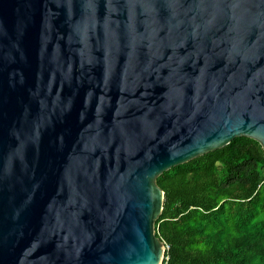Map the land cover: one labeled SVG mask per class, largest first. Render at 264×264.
<instances>
[{"label":"water","instance_id":"obj_1","mask_svg":"<svg viewBox=\"0 0 264 264\" xmlns=\"http://www.w3.org/2000/svg\"><path fill=\"white\" fill-rule=\"evenodd\" d=\"M264 151V0H0V264H163L172 168Z\"/></svg>","mask_w":264,"mask_h":264},{"label":"trees","instance_id":"obj_2","mask_svg":"<svg viewBox=\"0 0 264 264\" xmlns=\"http://www.w3.org/2000/svg\"><path fill=\"white\" fill-rule=\"evenodd\" d=\"M163 264H264V151L237 138L157 179Z\"/></svg>","mask_w":264,"mask_h":264},{"label":"built area","instance_id":"obj_3","mask_svg":"<svg viewBox=\"0 0 264 264\" xmlns=\"http://www.w3.org/2000/svg\"><path fill=\"white\" fill-rule=\"evenodd\" d=\"M169 250V247L168 246H166V251H168Z\"/></svg>","mask_w":264,"mask_h":264}]
</instances>
